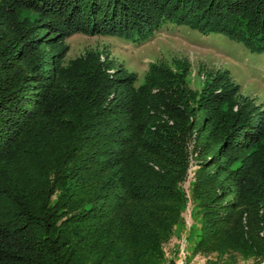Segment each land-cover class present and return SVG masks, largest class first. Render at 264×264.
Wrapping results in <instances>:
<instances>
[{
    "label": "trees",
    "instance_id": "1",
    "mask_svg": "<svg viewBox=\"0 0 264 264\" xmlns=\"http://www.w3.org/2000/svg\"><path fill=\"white\" fill-rule=\"evenodd\" d=\"M165 24L264 54V0H0V264H174L163 247L184 225L193 134V253L264 264V118L233 111L235 88L198 95L156 65L136 87L95 55L62 66L46 52L75 33L145 41Z\"/></svg>",
    "mask_w": 264,
    "mask_h": 264
},
{
    "label": "rangeland",
    "instance_id": "2",
    "mask_svg": "<svg viewBox=\"0 0 264 264\" xmlns=\"http://www.w3.org/2000/svg\"><path fill=\"white\" fill-rule=\"evenodd\" d=\"M44 37H51L43 30ZM54 48L46 47L48 54L62 66L82 58L95 55L108 73L120 78L134 77L135 86H140L153 65L171 72H183L189 88L198 95L206 89L219 92L222 87H233V111L251 110L258 118H264V54L251 53L243 45L230 41L220 34L204 35L185 26L163 25L150 38L140 42H129L114 37L92 36L75 33L51 42ZM219 90V91H218ZM203 114L195 116L199 128ZM200 144L193 134L185 147L186 169L178 184L185 199L182 213L183 227H178L174 236L164 245L166 262L174 264H211L214 256L194 254L196 235L200 222L195 215L192 191L201 163ZM260 236H264V208H260ZM225 256L216 264H232ZM233 264H255L253 259H235Z\"/></svg>",
    "mask_w": 264,
    "mask_h": 264
}]
</instances>
